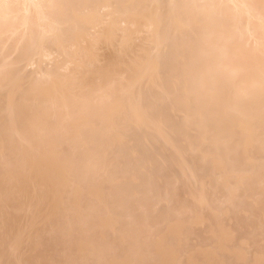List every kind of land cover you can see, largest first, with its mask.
Masks as SVG:
<instances>
[{"label":"bare ground","instance_id":"bare-ground-1","mask_svg":"<svg viewBox=\"0 0 264 264\" xmlns=\"http://www.w3.org/2000/svg\"><path fill=\"white\" fill-rule=\"evenodd\" d=\"M261 34L264 0H0V264H264Z\"/></svg>","mask_w":264,"mask_h":264},{"label":"rangeland","instance_id":"rangeland-1","mask_svg":"<svg viewBox=\"0 0 264 264\" xmlns=\"http://www.w3.org/2000/svg\"><path fill=\"white\" fill-rule=\"evenodd\" d=\"M196 2H197V3H200V4L203 3L202 1H196ZM244 33L247 34V32H244ZM244 33H242V35H244ZM260 33H262V32H260ZM240 35H241V34H240ZM247 35H248V34H247ZM238 36H239V35H238ZM238 36H237V37H238ZM249 36H251V35H249ZM249 36H247V37L245 36L247 40H246L245 38H243L242 36L238 37V38L245 39L246 41L243 40V42H242L241 39H240V40L237 39V40H238L239 42L241 41L240 44H243L244 42H245V44H246V42H247L246 45H247L248 47H246V50H249V49L251 50V48H252V50H251V52H252L253 49L255 50V49H257V48L255 47L256 45H255V42H254V41H253V42H254V45H255V46L252 44V41H251V40H252L253 38L251 39ZM260 36H263V35L261 34ZM248 37L250 38L249 40H248ZM263 37H264V36H263ZM235 41H236V40H235ZM249 42H250L251 44H250ZM261 42H262V41H261ZM263 44H264V41H263V43H261V46H262V47H263ZM249 45L251 46V48H249V47H250ZM253 46H254L255 48H254ZM242 47H243V46H242ZM244 47H245V46H244ZM247 48H249V49H247ZM260 49H262V48L260 47ZM250 50H249V51H250ZM251 52H249V54H253V53H254V52H253V53H251ZM259 54L261 55L262 53H259ZM263 54H264V53H263ZM13 56L15 57V55H13ZM13 56H12V57H13ZM233 56H234V57H237V60H240V59H238V58L240 57V55H238L237 53H234V55H229V57H228L226 60L223 61V65H225V67L231 65V64L234 62L235 59L233 60V58H234ZM238 56H239V57H238ZM261 56H262V55H261ZM261 56H259V57H261ZM12 57H11V58H12ZM14 57H13V58H14ZM261 59H264V56L261 57ZM9 60H10V57H9ZM241 60H244V57L241 58ZM101 65H102V64L100 63V65H97V64H96L95 66L99 67V66H101ZM65 70H66V69H65ZM67 70H68V69H67ZM62 71H63V70H62ZM235 79H236V78H235ZM88 93H89V92H88ZM91 93H93V92H90V95H91ZM84 95H86V94H84ZM88 95H89V94H88ZM206 97H207V96H204V98H206ZM100 105H101V103H100ZM163 107H164V106H163ZM59 109H60V108H59ZM71 109H72V110L74 109V112H76V109H77V112H78V113H81V112H83V111L86 110L84 107H82V108H79V107H71ZM71 109H70V111L72 112ZM57 110H58V108H57ZM59 112H60V111H59ZM61 112L64 113L63 108H62ZM74 112H72V113H74ZM63 113H60V114L63 115ZM58 114H59V113H58ZM58 134H59V133H58ZM56 135H57V134H56ZM76 148H77V147L74 146V148H72L71 151H73V152L76 151V152H77V150H74V149H76ZM78 149H79V150H78L79 152H77V153H80V152L83 153V150H86V153L84 154V155H85V156H84V159L87 161V160L90 158L89 154H87V153H88L87 148L83 149V148H81V147H80V148L78 147ZM73 152H72V153H73ZM72 155H73V154H72ZM78 155H79V154H78ZM86 155H87V156H86ZM74 157L77 158L76 153H74L73 158H74ZM79 158H80V157H79ZM103 158H104V156H103ZM106 158H108V157H106ZM108 159H109V158H108ZM100 160H103V159H100ZM104 160H105V158H104ZM106 161H107V160H106ZM110 161H111V160H110ZM101 162H102V161H101ZM108 162H109V161H108ZM108 162H107L106 164H108ZM97 163H98V159H97ZM101 164L104 165L105 163L103 162V163H101ZM106 164H105L104 166L108 167ZM94 165H95V164H94ZM94 165H93V168H94ZM96 165H97V164H96ZM98 165H99V164H98ZM99 166L101 167V165H99ZM95 167L97 168L98 166H95ZM102 169H103V166H102L101 169H99V170H102ZM106 169H107V168H106ZM104 170H105V169H104ZM109 170H110V169H109ZM109 170H108V171H109ZM117 170H118V169H117ZM95 171L98 173V171H97V169H96V170H94V174L91 173V172H93V171H91V172L88 173L87 175H89V174H90L89 176H91V174H92V175H95ZM97 173H96V175H98L100 172H99L98 174H97ZM101 173H102V172H101ZM101 173H100L99 177L102 176ZM102 174H103V173H102ZM85 175H86V174H85ZM85 175H84V176H85ZM87 175L85 176L86 178L89 177V176L87 177ZM96 175H95V176H96ZM76 177H77V176H76ZM91 177H92V176H91ZM91 177H89V178H91ZM99 177H98L97 179H99ZM78 178L82 179L81 176H80V177L78 176ZM89 178H88V179H89ZM94 178L96 179V177H94ZM101 178H103V177H101ZM101 178H100V179H101ZM92 179H93V178H92ZM95 179H93V180H95ZM86 181H87V180H86ZM95 181H96V180H95ZM97 181H98V180H97ZM90 182H92V181L90 180ZM93 183H95V182H93ZM178 187H180V186H178ZM180 189H181V188H178V190H177L178 193H179V190H180ZM182 189H183V191H184V188H182ZM181 192H182V191H181ZM181 192H180L179 194H181ZM181 196H182V195H181ZM217 203H218V202H216V204H217ZM167 205H169V204H167ZM167 205H166V206H167ZM217 205H218V204H217ZM217 205H216V206H217ZM214 206H215V205H214ZM163 207H164V206H163ZM140 213L142 214V212H140ZM125 215H126V214H125ZM125 215H124V217H125ZM143 215H145V214H143ZM232 215H233V214H232ZM126 216H127V215H126ZM141 216H142V215H141ZM152 218H153V217H152ZM154 218H155V216H154ZM151 220H153V219H151ZM248 221H249V220H248ZM251 221H252V220H251ZM231 222H232V221H231ZM253 222H254L253 224H255L256 221H253ZM225 223H226V222H225ZM229 223H230V222H229ZM229 223H228V224H229ZM251 223H252V222H251ZM251 223H248V225L251 224ZM246 224H247V223H246ZM246 224H245V225H246ZM253 224H252V225H253ZM257 224H258V223H257ZM257 224H256V225H257ZM153 225H154V224H152V226H153ZM155 225H156V226H160V224H158V225L155 224ZM252 225H251V226H252ZM152 226H151V227H152ZM253 226H254V225H253ZM257 226H258V225H257ZM259 227L262 228V226H259ZM155 228H156V227H155ZM247 228H248V226H247ZM252 228H253V227H252ZM263 228H264V227H263ZM243 229H245V228H243ZM248 230H249V229H248ZM193 231H194V230H193ZM196 231L198 232L199 230H195L194 233H195ZM244 231H245V230H244ZM246 231H247V229H246ZM197 232H196V233H197ZM247 232H248V231H247ZM196 233H195V234H196ZM199 233H201V232H200V231L198 232V235L200 236ZM243 233H246V232H243ZM240 234H242V233H240ZM263 234H264V233H263ZM49 236H50V235H48V236H46V237H49ZM52 236H53V235H51V237H52ZM194 236H195V235H194ZM258 236H259V234H258ZM51 237H50V238H51ZM53 237H54V236H53ZM259 237H260V236H259ZM263 238H264V237H262V239H263ZM255 239H257V238L255 237ZM259 239H260V238H259ZM263 240H264V239H263ZM260 241H261V240H260ZM260 241H259L257 244H259ZM256 242H257V241L255 240V243H256ZM261 245H262V243H260V245H258V246H260L259 249H260V250H263L262 247H263V245H264V242H263V245H262V246H261ZM214 247H215V246H214ZM212 248H213V246H212ZM261 248H262V249H261ZM263 251H264V250H263ZM228 256H229V255H228ZM230 257H231V256H230ZM251 257H252V256H251ZM228 258H229V257H228ZM224 259H225V261H227V260H230L231 258L227 259V257L225 256ZM233 259H234V258H232L231 260H233ZM248 261H250V260H247V262H248ZM230 262H233V261H230ZM230 262H229V263H230Z\"/></svg>","mask_w":264,"mask_h":264}]
</instances>
